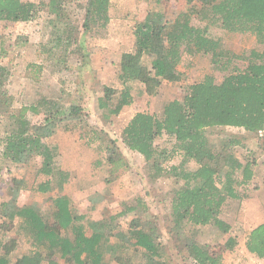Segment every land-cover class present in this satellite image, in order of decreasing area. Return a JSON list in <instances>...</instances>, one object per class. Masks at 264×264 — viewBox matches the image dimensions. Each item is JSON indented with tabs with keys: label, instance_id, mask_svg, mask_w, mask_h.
Segmentation results:
<instances>
[{
	"label": "trees",
	"instance_id": "trees-1",
	"mask_svg": "<svg viewBox=\"0 0 264 264\" xmlns=\"http://www.w3.org/2000/svg\"><path fill=\"white\" fill-rule=\"evenodd\" d=\"M85 1L83 31L104 36L111 21L112 0ZM185 1L186 8L171 22L165 21L164 10L154 8L135 25L134 49L123 53L117 74L123 87L118 90L104 86L105 94L99 96L98 103L110 117L132 103V82L143 83L150 95L159 93L164 81L177 82L182 78L179 64L184 54H211L213 63L225 67L236 58L246 62L244 68L234 67L221 82L208 74L189 84L183 99L165 102L162 116L136 112L122 131L127 148L141 155L147 167L153 169V179L169 175L180 183L173 191L165 221L169 233L180 242V250L197 264H227L198 242L197 231L213 224L220 231L231 233L224 243L227 249H235L238 239L233 226L221 218V212L228 199L250 197L246 188L257 176L260 160L248 149L242 157L235 154V146L243 145L242 136L227 134L213 143L210 131L236 127L257 135L264 127V0ZM67 2L0 0V21H32L42 10L53 15L49 22L56 29L55 36L41 43L40 49L57 73L66 67L75 51L82 52L84 59L88 57L82 51L80 26L74 22ZM193 17L200 22L193 23ZM212 23H219L230 32L252 34L261 48H253L247 54L232 52L222 38L210 33ZM28 66L33 70L32 78L39 81L44 66ZM10 75V68L0 62V115L7 120L2 154L11 163L39 155L42 164L36 174L44 178L36 177L32 183L24 178L12 179L14 197L0 204V264H170L171 256L166 254L156 216L143 223L135 215L124 229L117 218H128L134 206L125 204L115 215L98 220L74 208L71 196L65 192L71 172L59 165L56 147L45 139L63 120L81 118L82 107L72 104L65 108L60 99L40 93L30 109L43 113L44 120L34 124L26 108H12L7 87ZM257 145L264 152V137L258 138ZM106 152L105 160L114 173L124 162L113 138H109ZM176 153L182 154L181 162L165 166ZM188 162L195 167L187 168ZM23 185L39 193H54L46 211L16 202ZM9 232L25 235L29 242V248L14 261L11 254L16 240ZM245 245L250 253L264 258V221L248 232ZM132 249L140 256L130 255Z\"/></svg>",
	"mask_w": 264,
	"mask_h": 264
},
{
	"label": "rangeland",
	"instance_id": "rangeland-1",
	"mask_svg": "<svg viewBox=\"0 0 264 264\" xmlns=\"http://www.w3.org/2000/svg\"><path fill=\"white\" fill-rule=\"evenodd\" d=\"M36 2L48 0H33ZM85 0H68L67 8L73 20L80 26L82 51L88 53L84 59L82 52L71 54L66 67L61 72H55L51 62L44 59L40 49L41 43H47L55 36L56 29L49 21L53 18L48 11L42 10L37 18L28 22L0 21V62L11 70L7 87L12 96V108L25 112L32 123H41L43 113H35L31 106L43 93L46 97L60 99L65 108L72 104L82 107L83 115L79 119H66L59 123L54 132L45 141L57 149L56 159L61 167L73 168L74 178L65 185L76 210L87 213L94 219H106L120 212L124 205L134 206L128 218L124 215L117 222L127 229L130 219L135 215L143 223L153 216L158 218L161 230V240L165 244L166 254H169L170 264H197L186 257L180 242L169 233L166 227V214L169 209L173 191L180 183L177 178L163 175L153 179V169L146 165L141 155L127 148L122 138L124 126L138 111H149L162 116L165 102L171 99H183L188 85L203 79L206 75L214 76L216 82H221L234 67L244 68L243 59H233L225 65H216L211 54H184L179 64L183 72L177 82L164 81L159 93L150 95L145 85L139 81L129 84L132 92V103L122 109L118 115L106 116V109L99 107L98 98L104 93V86L120 90L121 84L117 74L122 55L134 49L135 25L142 20L147 12L159 8L165 12V21L171 22L175 16L186 8L185 0H112L111 21L104 36H92L84 32L82 24L85 14ZM193 17V23H199ZM205 24V22H201ZM210 33L220 37L226 48L238 54L248 53L253 48H261L255 37L246 32H230L212 23ZM74 49V46L71 47ZM29 63L44 66L39 81L33 79V70ZM7 120L0 115V204L14 197L12 190L13 178H24L32 183L37 177L40 166L39 155H28L22 162L11 163L3 157L4 128ZM234 134L243 137V145L235 146V154L239 157L255 154L259 161L255 182L246 189L251 200L228 199L223 206L221 218L233 226L238 244L233 250L225 247L224 241L231 233H224L213 224L197 231L196 239L206 245L215 256H221L227 264H264V258H258L250 253L245 245L248 232L264 221V152L258 149V134H248L236 127H218L210 131L213 143H218L223 136ZM109 138L116 140L122 151L123 164L111 173L110 165L106 162V145ZM81 157V158H80ZM182 154L176 153L165 166L177 165L181 162ZM82 161V163L78 162ZM187 168L195 167L193 162L186 164ZM81 172V175L79 173ZM23 185L16 202L20 205H35L47 210L52 202L54 193L43 194L25 188ZM3 216L0 213V225ZM16 240L11 258L14 261L27 248L29 242L25 235L9 232ZM140 256V252L132 249L129 253Z\"/></svg>",
	"mask_w": 264,
	"mask_h": 264
},
{
	"label": "crops",
	"instance_id": "crops-1",
	"mask_svg": "<svg viewBox=\"0 0 264 264\" xmlns=\"http://www.w3.org/2000/svg\"><path fill=\"white\" fill-rule=\"evenodd\" d=\"M81 158V157H80ZM78 162H80V163H82V161H80V160H78ZM66 169L67 170H69L70 172H71V178H70V182H71V180H72V178H74V176H75V174H73V168H71V167H66ZM79 175H81V172L79 173ZM256 178V177H255ZM72 182H73V180H72ZM255 182V179L253 180V182L252 183H254ZM252 199V197L250 196V197H248V200H251Z\"/></svg>",
	"mask_w": 264,
	"mask_h": 264
},
{
	"label": "built area",
	"instance_id": "built-area-1",
	"mask_svg": "<svg viewBox=\"0 0 264 264\" xmlns=\"http://www.w3.org/2000/svg\"><path fill=\"white\" fill-rule=\"evenodd\" d=\"M257 134L261 138L264 137V127L262 129H260Z\"/></svg>",
	"mask_w": 264,
	"mask_h": 264
}]
</instances>
